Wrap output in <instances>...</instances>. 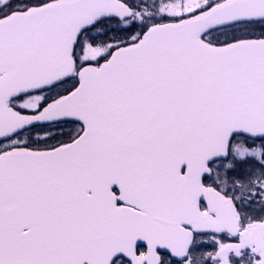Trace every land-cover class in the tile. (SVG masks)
Masks as SVG:
<instances>
[{"label":"snow or ice","instance_id":"obj_1","mask_svg":"<svg viewBox=\"0 0 264 264\" xmlns=\"http://www.w3.org/2000/svg\"><path fill=\"white\" fill-rule=\"evenodd\" d=\"M0 264H264V0H0Z\"/></svg>","mask_w":264,"mask_h":264}]
</instances>
